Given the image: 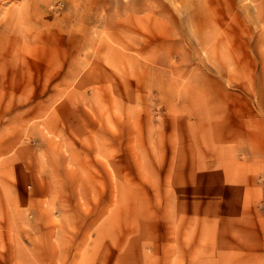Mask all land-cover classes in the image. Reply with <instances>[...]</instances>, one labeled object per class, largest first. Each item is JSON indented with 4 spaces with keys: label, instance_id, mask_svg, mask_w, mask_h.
<instances>
[{
    "label": "rangeland",
    "instance_id": "374dc122",
    "mask_svg": "<svg viewBox=\"0 0 264 264\" xmlns=\"http://www.w3.org/2000/svg\"><path fill=\"white\" fill-rule=\"evenodd\" d=\"M6 136L53 154L0 264H264V0H0Z\"/></svg>",
    "mask_w": 264,
    "mask_h": 264
},
{
    "label": "crops",
    "instance_id": "0c3cea01",
    "mask_svg": "<svg viewBox=\"0 0 264 264\" xmlns=\"http://www.w3.org/2000/svg\"><path fill=\"white\" fill-rule=\"evenodd\" d=\"M198 7L201 8L202 11H204L206 5L201 2V4L198 3ZM196 11H198L197 7ZM223 13L225 14L226 12H220L219 14ZM218 19L219 18L216 19V22L218 26H220L221 21L219 22ZM202 22L203 20H198L197 24ZM196 120L200 128H203L205 130L206 127H208L207 129H210L209 131H204L205 137H207L208 139L210 138L211 142L217 138V134H215L217 127L215 121L207 119L205 117H199ZM43 123H45V121H43ZM4 139L5 141L1 143L2 145L0 144V233H3L5 231L8 234L14 232L15 229L19 227V224L22 220L17 219V217L19 216L20 218H22L24 216V213L21 211V209L25 210L28 208V197L26 194H23V191L24 189L28 190L24 185L29 182V179L21 177L22 174H25V176H27L29 174V171L32 172L31 176L37 177L49 174L50 165H48V163L46 162V158L50 157V155H52L53 153H41L36 156L30 155L28 154V152L25 153V146L19 148L21 141L19 143L16 137L6 136ZM15 145H17L18 147L16 148ZM212 146L213 149L212 151H210V153L208 145H199L200 154L191 158L192 161H197V163L190 162L189 164V167L194 170L193 174H195L196 176L216 174V171H221L220 169L223 168L224 164L222 159L226 158L222 157L221 146L219 147V145L215 144L214 142L212 143ZM75 148L76 147L70 148L69 153H71V150ZM215 150L217 151L215 152ZM61 153L62 152H60L59 154L55 153L56 157H53L54 172L52 171V175L54 176L57 173L58 175H61L62 171H64V173L68 176L75 174V167L70 164L67 165V157ZM178 153H180L177 158L178 160H180L181 168V171H179V175H186L187 172L184 171L186 167L183 166L186 165V161L184 160L188 159V157L183 155V151H179ZM71 156L76 161L74 163L75 165L78 161V158L80 157H75L72 153ZM38 182L40 183V181ZM4 183L6 184V186L4 185ZM4 186L6 187V189ZM22 186L24 187L22 188ZM13 187L16 188L15 194L13 193ZM20 188H22L23 190H21ZM54 190L60 191L59 188ZM5 196L6 201H4ZM0 238H4V236L0 235Z\"/></svg>",
    "mask_w": 264,
    "mask_h": 264
},
{
    "label": "bare ground",
    "instance_id": "6f19581e",
    "mask_svg": "<svg viewBox=\"0 0 264 264\" xmlns=\"http://www.w3.org/2000/svg\"><path fill=\"white\" fill-rule=\"evenodd\" d=\"M98 45H99V43H98ZM105 48V47H104ZM96 50V49H95ZM106 50V49H105ZM124 52V51H123ZM101 53V52H100ZM122 58V57H121ZM120 59V58H119Z\"/></svg>",
    "mask_w": 264,
    "mask_h": 264
}]
</instances>
